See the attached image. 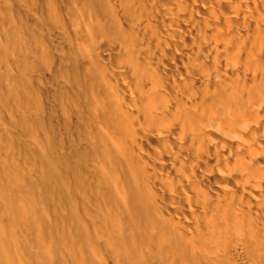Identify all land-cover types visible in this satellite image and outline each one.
Listing matches in <instances>:
<instances>
[{
    "label": "bare ground",
    "instance_id": "obj_1",
    "mask_svg": "<svg viewBox=\"0 0 264 264\" xmlns=\"http://www.w3.org/2000/svg\"><path fill=\"white\" fill-rule=\"evenodd\" d=\"M18 3L0 67L68 257L264 264V0Z\"/></svg>",
    "mask_w": 264,
    "mask_h": 264
},
{
    "label": "rangeland",
    "instance_id": "obj_2",
    "mask_svg": "<svg viewBox=\"0 0 264 264\" xmlns=\"http://www.w3.org/2000/svg\"><path fill=\"white\" fill-rule=\"evenodd\" d=\"M18 4V0H0V20L3 18L0 21L1 25L3 24L1 22L5 23L6 18L10 17L12 21L16 20ZM1 29L0 40H2L3 34V29ZM0 63L2 64L1 59ZM1 68L3 69L2 65L0 67V188H3V184L6 183L3 178L14 177L11 180L17 181L16 184L23 190L16 194L20 195L21 193L24 198L26 197L25 200L28 199L32 204L33 216L30 220L31 226L23 222L22 224L21 222L14 223L13 214L0 201V227H2L3 235L6 236L4 251L7 253L5 258L4 255H2L3 258L0 256V264H81L78 255H75V259L68 257L69 245L65 240L68 228L62 224L58 230H55L53 226L50 184L46 178L48 176L45 174L47 169L45 168L44 172L37 170L33 158V147L21 137L18 130L19 112L16 109V92L10 88L12 83L2 77L3 70ZM12 69L16 72L14 68ZM19 180L20 182H18ZM14 192L10 194H14ZM79 250L80 244L77 241L76 251L79 252Z\"/></svg>",
    "mask_w": 264,
    "mask_h": 264
}]
</instances>
